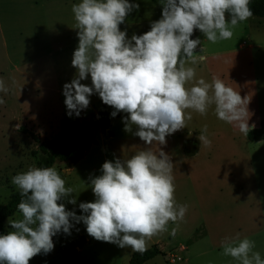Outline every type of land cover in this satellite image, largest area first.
I'll return each instance as SVG.
<instances>
[{
    "label": "rangeland",
    "instance_id": "rangeland-1",
    "mask_svg": "<svg viewBox=\"0 0 264 264\" xmlns=\"http://www.w3.org/2000/svg\"><path fill=\"white\" fill-rule=\"evenodd\" d=\"M79 2L0 0V79L9 88L7 94L0 92L5 101L0 105V205L17 190L11 177L37 166L42 159L39 143L63 138L73 128V120L75 128L81 129L101 105V98L93 93L79 116L74 112L69 116L64 103L63 86L77 71L71 61L79 29L74 28L71 8ZM129 2L138 3L139 10L129 13L119 27L131 38L150 30L151 22L161 18L163 5L159 0ZM232 31L230 39L212 43L200 30H194L192 37L198 35L201 40L194 54L205 55L207 60L186 65L196 71L195 80L186 87L200 78L206 82L214 75L221 78L245 98V107L249 101L248 123L258 128L264 123V17L253 16ZM81 83L91 86L90 74ZM213 109L205 116L186 110L192 113L186 127L166 136L165 145L151 146L153 152L162 148L170 155L175 199L188 209L174 237L170 232L176 224L170 221L168 232L147 241V247L155 245L160 253L142 264H239L224 256L220 247L224 237L237 233L255 241L253 251L264 259V138L248 140L238 127L217 119ZM126 115L119 112L112 118L108 132L90 127L94 141L69 167L58 160L50 166L75 190L58 202L67 210L81 215L79 204L94 201L89 177L101 174L105 160L128 159L150 147L133 135L135 127L132 132L124 130ZM205 125L210 146L198 139ZM187 142H195V153L186 149ZM71 197L76 198L75 205L68 202ZM9 218L21 219L22 214L17 210L6 217L0 235L14 230ZM72 223L70 234L57 233L52 238L54 249L36 255L29 264H64L72 247L75 264L127 263L131 248L98 241L87 233L83 222Z\"/></svg>",
    "mask_w": 264,
    "mask_h": 264
},
{
    "label": "clouds",
    "instance_id": "clouds-1",
    "mask_svg": "<svg viewBox=\"0 0 264 264\" xmlns=\"http://www.w3.org/2000/svg\"><path fill=\"white\" fill-rule=\"evenodd\" d=\"M163 5L161 18L151 22L150 30L127 37L119 27L129 13L139 10L129 0H81L72 5L79 29L78 47L73 52L72 66L77 70L71 82L63 86L68 115L89 106V97L97 93L103 103L111 106L115 117H123L124 130L132 132L150 147L128 159L105 160L101 174L89 177L95 199L81 202V215L58 203L75 190L67 187L55 167L30 166L11 177L21 199L17 205L21 219L9 218L13 231L0 235V264H29L38 254L54 249L53 236L61 231L70 234L76 223L83 222L94 239L131 248L140 254L148 250L147 241L168 232L169 222L176 224L173 237L184 220L188 206L177 204L175 177L169 154L153 144L165 145L166 136L186 127L192 110L201 116L213 112L217 119L238 127L248 135V103L239 92L213 76L211 82L195 80L196 65L207 60L194 54L201 45L200 30L212 43L230 39L240 22L253 17L251 0H159ZM226 13L229 18L226 19ZM204 48H201V52ZM90 74L91 86L81 83ZM0 92L9 88L0 79ZM5 103L0 98V105ZM19 128V125H17ZM204 126L198 139L205 146L211 141ZM68 202L75 205L76 198ZM222 254L239 264H264L255 241L247 237L226 236L220 241Z\"/></svg>",
    "mask_w": 264,
    "mask_h": 264
},
{
    "label": "trees",
    "instance_id": "trees-1",
    "mask_svg": "<svg viewBox=\"0 0 264 264\" xmlns=\"http://www.w3.org/2000/svg\"><path fill=\"white\" fill-rule=\"evenodd\" d=\"M250 8L253 11V16L264 17V0H251ZM228 18L229 14L226 13V19ZM197 37L199 36L196 35L192 38L196 39ZM112 111H114V109L103 103L101 99V105L96 115L90 117L84 127L76 129V120H73V128L65 134L63 138H51L46 143H39L38 149L43 154V157L38 162L37 167H50L55 160L63 162L66 167L76 162L83 156L84 151L94 141L90 133V127L108 132L110 120L114 118L111 116ZM118 113L116 116H118ZM246 138L250 141L264 138V123L258 128H251ZM20 199L21 196L17 189L11 191L7 201L3 205H0V233L3 232L4 219L18 210L17 205ZM158 253H160V250L155 245H151L143 254L132 252L126 264H142ZM74 254L75 247H72L64 264H75Z\"/></svg>",
    "mask_w": 264,
    "mask_h": 264
},
{
    "label": "water",
    "instance_id": "water-1",
    "mask_svg": "<svg viewBox=\"0 0 264 264\" xmlns=\"http://www.w3.org/2000/svg\"><path fill=\"white\" fill-rule=\"evenodd\" d=\"M194 143L193 142H189V146H188V148H191L193 151H195V149H196V146L194 145Z\"/></svg>",
    "mask_w": 264,
    "mask_h": 264
},
{
    "label": "flooded vegetation",
    "instance_id": "flooded-vegetation-1",
    "mask_svg": "<svg viewBox=\"0 0 264 264\" xmlns=\"http://www.w3.org/2000/svg\"><path fill=\"white\" fill-rule=\"evenodd\" d=\"M185 145H186V149H187V148H188V146H189V142H188V143H186Z\"/></svg>",
    "mask_w": 264,
    "mask_h": 264
},
{
    "label": "built area",
    "instance_id": "built-area-1",
    "mask_svg": "<svg viewBox=\"0 0 264 264\" xmlns=\"http://www.w3.org/2000/svg\"><path fill=\"white\" fill-rule=\"evenodd\" d=\"M176 259H179V257H176ZM174 260L173 258L171 259V261Z\"/></svg>",
    "mask_w": 264,
    "mask_h": 264
},
{
    "label": "crops",
    "instance_id": "crops-1",
    "mask_svg": "<svg viewBox=\"0 0 264 264\" xmlns=\"http://www.w3.org/2000/svg\"><path fill=\"white\" fill-rule=\"evenodd\" d=\"M196 150V149H195ZM193 151V150H192ZM194 152V151H193ZM195 153V152H194ZM194 153H191V154H194Z\"/></svg>",
    "mask_w": 264,
    "mask_h": 264
}]
</instances>
